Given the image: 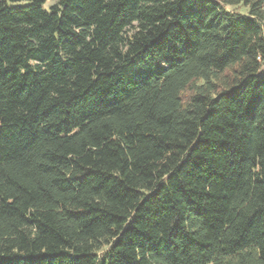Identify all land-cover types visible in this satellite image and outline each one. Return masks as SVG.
I'll return each instance as SVG.
<instances>
[{
  "label": "trees",
  "instance_id": "trees-1",
  "mask_svg": "<svg viewBox=\"0 0 264 264\" xmlns=\"http://www.w3.org/2000/svg\"><path fill=\"white\" fill-rule=\"evenodd\" d=\"M0 264H264V0H0Z\"/></svg>",
  "mask_w": 264,
  "mask_h": 264
},
{
  "label": "rangeland",
  "instance_id": "rangeland-1",
  "mask_svg": "<svg viewBox=\"0 0 264 264\" xmlns=\"http://www.w3.org/2000/svg\"><path fill=\"white\" fill-rule=\"evenodd\" d=\"M25 4H26V2L14 3V4L9 3L8 7L22 6V5H25ZM51 4H52L51 1H47L46 6H50ZM227 10L232 11V12H238V13H241V14H245L246 13L245 10H243L241 8H236L235 9V8H232V7H227Z\"/></svg>",
  "mask_w": 264,
  "mask_h": 264
}]
</instances>
